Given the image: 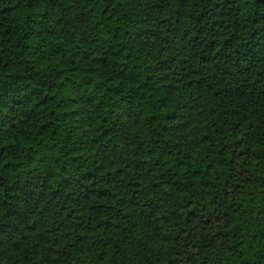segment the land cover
I'll list each match as a JSON object with an SVG mask.
<instances>
[{
    "label": "trees",
    "instance_id": "trees-1",
    "mask_svg": "<svg viewBox=\"0 0 264 264\" xmlns=\"http://www.w3.org/2000/svg\"><path fill=\"white\" fill-rule=\"evenodd\" d=\"M0 264H264V0H0Z\"/></svg>",
    "mask_w": 264,
    "mask_h": 264
}]
</instances>
